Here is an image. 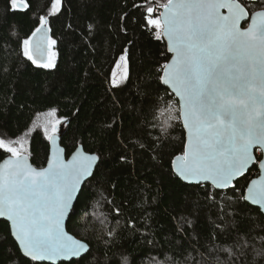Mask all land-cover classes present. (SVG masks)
Segmentation results:
<instances>
[{
    "label": "snow or ice",
    "instance_id": "6c2138e0",
    "mask_svg": "<svg viewBox=\"0 0 264 264\" xmlns=\"http://www.w3.org/2000/svg\"><path fill=\"white\" fill-rule=\"evenodd\" d=\"M61 3L52 0L53 11L48 15L59 13ZM21 6L30 7L27 0H6L13 12ZM118 6L122 15L115 26L106 25L113 28L106 34L126 40L129 47L119 56L125 67L123 78L116 79V73L106 77L108 88L96 104L101 110L99 127L94 129L100 134L96 154L84 151L83 142L73 134L75 152L66 161L65 149L57 141L59 126H70L71 121L59 118L43 125L50 153L46 168L37 170L29 164L28 133L15 139L0 137V217L10 222L9 237L27 258L25 264L28 260L31 264H81L92 249L65 231V221H71L87 199L95 170L107 177L103 184L116 190L124 174L134 171L137 156L150 154L152 162L146 165L150 170L144 175L150 177L171 161L169 172L162 175L174 173L192 189L188 195L195 199L188 205L194 210L190 215L210 230L211 239L202 243L188 238L187 230L196 231L195 223L180 217L179 228L161 229L175 240L171 254L161 250L164 258L153 255L149 264H260L264 261V0H133L131 8L126 0ZM48 23V17L41 15L31 35L16 42L33 71L57 67L53 49L58 42L49 34ZM89 29L92 40L103 39L104 33L96 31L95 25ZM70 35L69 43L79 39L74 32ZM152 38L165 43L160 53L163 63L151 59V50L146 52L141 43ZM136 48L144 64H156V72L150 79L137 74L134 93L128 86ZM83 79L86 88L87 73ZM15 87L19 95L27 90V81L18 79ZM169 92L179 97L178 109L169 103ZM129 117L145 123L136 130L126 129L124 121ZM172 121H182L190 137L179 156L163 150ZM146 133L148 143L138 145L136 138ZM105 149L110 158H105ZM107 165L111 169L105 170ZM254 168L257 179L249 176ZM134 183L135 192L150 191L140 184L139 176ZM120 257L107 258L105 264H131L123 253Z\"/></svg>",
    "mask_w": 264,
    "mask_h": 264
},
{
    "label": "trees",
    "instance_id": "16d2710c",
    "mask_svg": "<svg viewBox=\"0 0 264 264\" xmlns=\"http://www.w3.org/2000/svg\"><path fill=\"white\" fill-rule=\"evenodd\" d=\"M27 2L29 8L13 12L6 7V0H0V134L16 138L28 130L38 114L56 109V119L71 121L70 126L64 123L59 132L60 143L66 155L74 151L73 134L77 141L83 142L85 151L96 153L100 148L97 143L100 134L94 132V129L99 127L97 120L101 116V110L96 108V104L103 99V93L108 88L105 78L111 76L123 49L129 47L126 40L118 38L115 34L109 38L106 33L112 32L113 28H106V25L115 26L117 16L122 15V8L118 5H124L126 0H62L61 11L51 16L48 13L53 11L52 0ZM132 3L133 0H127L129 8ZM41 15L48 17L47 28L51 29L50 35L54 34L53 38L58 42L53 49L57 53V67L33 71L34 66H29V62L24 60L16 42L31 35ZM90 24L96 26V31L104 33L102 40L91 39ZM73 32L79 39L75 43H69L72 39L70 34ZM141 43L146 45V52L151 50V59L164 62L160 56L165 47L163 41L158 42L152 38ZM133 52L135 66L132 83L128 87L135 93L136 88L133 85L138 83L137 74L141 79H150L155 75L156 64H144L139 48ZM86 73L88 87L85 88L83 77ZM18 79L27 81L28 84L27 90L19 95L16 94L15 87ZM124 95H127V89ZM163 95L162 91L161 96ZM169 95L172 97L169 103L178 109V100L170 92ZM80 105L83 107L78 113V118H74L73 113ZM147 119L150 122L152 117L148 116ZM143 123L145 121L129 117L124 121V127L136 130ZM170 123L173 128L169 129L163 150L176 156L183 152L185 133L181 121ZM151 126L149 124V127ZM151 138L154 139L155 136L152 135ZM136 139L138 145L147 144L149 134ZM29 144L32 151L29 161L36 167L44 166L48 147L42 132L34 131ZM105 158H110L107 149ZM2 159L3 157H0V160ZM136 159L134 171L124 174L120 187L116 190L112 189L111 184H103L102 181L107 177L101 171L95 170L96 177L90 179L86 189L87 199L79 208L78 214L71 221H67V230L87 242L92 249V255L81 260V264H97V261L99 264H105L107 258L121 259V253L131 264H141V261L149 264V258L153 255L162 260L164 257L161 250L170 255L175 240L170 232H161V229L179 228L177 221L180 217H187L195 223L196 231L189 227L188 238L193 241L199 239L202 243L211 239L210 230L204 228L195 215H190L194 210L188 205L195 199L189 198L188 195L192 189L174 173L162 175L169 172L171 161H166L159 172H153L147 177L144 173L150 170L146 167L152 162L150 154L137 156ZM111 167L107 165L105 170ZM256 171L254 168L249 173L251 179L256 176ZM138 176L140 184L146 185L150 191H134L137 188L134 181ZM97 180L101 182L97 183ZM130 180L133 183L129 184ZM116 209H120V212L117 213ZM8 226L5 220L0 219V264H25L27 258L22 256L13 238L9 237ZM197 231L200 232L199 237L196 236ZM169 240H172L173 244L170 245ZM28 264H31L30 260ZM260 264H264V261Z\"/></svg>",
    "mask_w": 264,
    "mask_h": 264
},
{
    "label": "rangeland",
    "instance_id": "374dc122",
    "mask_svg": "<svg viewBox=\"0 0 264 264\" xmlns=\"http://www.w3.org/2000/svg\"><path fill=\"white\" fill-rule=\"evenodd\" d=\"M124 72H125L124 62L118 60V62L116 63L112 73H116V79H122ZM51 112H45L42 114H38L35 117V119L32 121L28 130H26L23 134L18 136V137H21L25 133L29 134L28 139L25 143V148L29 147V140H30V137L34 131L39 130L43 134V125H45V123H47V122H55L56 117L54 115H49V113H51ZM63 125H64V123L61 126H59L60 129H61V127H63ZM0 137L6 138V139L9 138L5 135L2 136V134H0ZM18 137H16V138H18ZM12 139H15V138H12Z\"/></svg>",
    "mask_w": 264,
    "mask_h": 264
},
{
    "label": "water",
    "instance_id": "95a60500",
    "mask_svg": "<svg viewBox=\"0 0 264 264\" xmlns=\"http://www.w3.org/2000/svg\"><path fill=\"white\" fill-rule=\"evenodd\" d=\"M21 8H23V6H21ZM245 27H247V25H245ZM49 34H50V32H49ZM38 36H39V34H38ZM35 39L36 38H34V40H33V43H35ZM47 56V53H45V57ZM37 59H39V57H37ZM171 59V56H170V58H169V60ZM174 95V94H173ZM176 99L179 101V97H176ZM178 103V102H177ZM181 124H182V121H181ZM182 127H183V124H182ZM183 130H184V133H185V143H184V145L185 144H190V137H189V134H188V132H187V130L186 129H184L183 128ZM60 140H61V134L60 133H58V141H57V143H58V145H59V147H61V148H64L62 145H61V143H60ZM85 151V150H84ZM183 151H184V148H183ZM74 152H75V149H74V151L72 152V153H70L68 156L66 155V151L64 152V155H63V158L67 161V160H71L72 159V156H73V154H74ZM87 152V151H86ZM90 153V152H89ZM183 153V152H182ZM182 153L181 154H178V155H176V156H179V155H182ZM90 154H96V153H90ZM50 158V153H49V151H48V155H47V160H46V163H45V165L44 166H42V167H36L34 164H32L30 161H29V164L33 167V168H35V169H37V170H39V169H41V168H46L47 166H48V159ZM177 163H179V162H177ZM95 170V169H94ZM177 177V176H176ZM179 178V177H178ZM180 179V178H179ZM252 179H257V176H255V177H253ZM183 183H185V182H183ZM78 195H79V193H78ZM75 203H76V201L74 200L73 201V204L75 205ZM0 219H3V220H5L7 223H8V225L10 224V222L9 221H7L6 220V218L5 217H0ZM67 219H66V221H65V231L69 234V235H71V236H73V238L74 239H78V240H81V239H79V238H77L76 236H74L73 234H71L68 230H67ZM81 241H83V240H81ZM83 242H85V241H83ZM18 246V245H17ZM21 253H22V251H20ZM22 256H23V254H22Z\"/></svg>",
    "mask_w": 264,
    "mask_h": 264
}]
</instances>
